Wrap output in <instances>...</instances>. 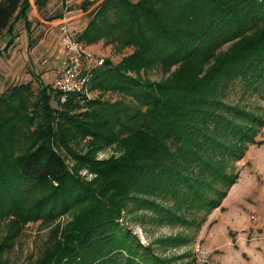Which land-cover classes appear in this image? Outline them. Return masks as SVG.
Masks as SVG:
<instances>
[{"label": "trees", "instance_id": "16d2710c", "mask_svg": "<svg viewBox=\"0 0 264 264\" xmlns=\"http://www.w3.org/2000/svg\"><path fill=\"white\" fill-rule=\"evenodd\" d=\"M29 6L0 0V34L18 19L28 25ZM90 6L77 38L133 49L94 69L91 85L130 94L146 109L90 99L72 113L84 94L60 103L56 93L54 107L51 87L30 83L0 93V223L9 218L0 264L25 224L38 220L53 226L30 264H167L121 223L125 213L146 208L159 221L191 223L182 206L205 214L219 206L237 179L234 159L248 142L262 143L264 117L230 99L264 100V0L82 3ZM149 65L173 70L159 82L128 74ZM112 145L117 154L96 158ZM67 213L70 220L55 222Z\"/></svg>", "mask_w": 264, "mask_h": 264}, {"label": "rangeland", "instance_id": "374dc122", "mask_svg": "<svg viewBox=\"0 0 264 264\" xmlns=\"http://www.w3.org/2000/svg\"><path fill=\"white\" fill-rule=\"evenodd\" d=\"M84 1L68 0V3L61 4L60 0H29L30 6L27 13L31 15L34 22V27L28 29L30 36L33 35L29 48L31 61L28 63V69L32 73L31 86L35 91L40 89L37 81L43 75L42 81L51 87L49 92L51 104L54 107L58 106V101L52 89L51 80L61 65V46L57 37L53 35L56 25L46 24L41 19L47 21L54 18H71L70 23L78 33L89 20V11L92 9L90 6L84 10L82 7ZM17 21L21 22L16 29L22 31L23 21L18 19L13 23ZM45 32L47 40L53 44V47L49 46V50L46 46L39 44L40 38L45 37ZM99 42L103 45H98L99 56L94 58L96 61L103 60L99 67H103L106 61L113 65L117 64L133 50L126 48L116 52L111 45ZM87 45L85 44L86 47ZM87 49L90 51L88 47ZM90 68L92 67L86 70ZM172 70L173 67L166 72V68L162 66L149 65L141 69L138 74L136 72H128V74L141 82L145 79L159 82ZM11 87L12 83L8 82L3 90L6 91ZM81 94H84L85 99H82L83 96H77L76 100L82 108L72 113L84 111L87 106L86 100L90 99H99L108 103L121 102L138 109L139 114H143L146 109L133 96L120 90L99 89L98 86L88 85L85 93ZM231 97L232 102L239 101L237 103L240 107L264 117V100L251 94L241 97L237 93ZM256 139L262 143L248 142L244 152L239 158L234 159L231 170L237 174V179L230 186L219 206L208 213L205 214L206 210L198 206L190 205L188 210L182 206L179 212L183 213L191 223L170 224L156 219V214L149 209L141 208L137 210L136 215L125 213L121 223L129 228L142 245L148 246L151 252L167 264H264V125L256 135ZM82 146L80 142L72 147L79 150ZM114 149V145L107 146L98 151L96 158L106 159L117 154ZM62 151L71 164L70 155L65 149ZM80 173L85 175L86 179L91 177L86 170ZM40 194L41 191L35 190L29 193L28 197L33 199ZM70 219L71 213H67L55 222H66ZM4 222L0 223V242L6 234L9 218ZM52 226L51 222L44 223L40 220L25 224L15 238L12 248L5 250L1 264H30L36 260L46 246Z\"/></svg>", "mask_w": 264, "mask_h": 264}, {"label": "crops", "instance_id": "0c3cea01", "mask_svg": "<svg viewBox=\"0 0 264 264\" xmlns=\"http://www.w3.org/2000/svg\"><path fill=\"white\" fill-rule=\"evenodd\" d=\"M60 19L54 18L47 21L41 19V21H43L46 24L56 25L54 28L53 35L57 37L58 43H59V39L57 32V24ZM27 21L29 23L28 25H26L24 21L22 22L21 28H24L22 31H17L16 27L21 22V21H17L13 23L11 27V31L3 30L2 33L0 34V93H2L4 91L3 89L7 87L8 82L12 83V86L18 84H25V83L31 84L32 82L31 80L32 73L30 69H28V63H30L31 61V56L29 55L30 54L29 48L30 45L32 44L33 35L30 36L31 33L28 29L29 28L32 29L34 27V22L32 21L31 15L29 13H27ZM74 29L75 32L77 33V29L76 28ZM98 43L87 45V47L92 52L94 58H96L95 56H99L98 45L101 46L103 45L101 42ZM39 44L46 46L48 50H49V46L53 47V44L49 43V40H47L46 32H45V37L43 36L40 38ZM60 52L62 54V58L60 62L61 64L65 56L62 46ZM94 58L87 64V68L92 67L87 71L89 74L88 85L92 84L91 82L92 71L94 69H97L99 65H101V64H97ZM42 78L43 75L40 76V78H38L37 81L38 86H49L48 84L47 85L45 84V81H42L43 80ZM98 88L101 89L100 87Z\"/></svg>", "mask_w": 264, "mask_h": 264}, {"label": "built area", "instance_id": "2783aa9c", "mask_svg": "<svg viewBox=\"0 0 264 264\" xmlns=\"http://www.w3.org/2000/svg\"><path fill=\"white\" fill-rule=\"evenodd\" d=\"M68 0H60L61 4ZM59 43L64 50V58L52 80L51 86L58 94L59 102L64 103L69 94L85 93L89 81L87 64L94 58L91 51L77 38L70 19L63 17L58 21ZM103 60L96 61L102 64Z\"/></svg>", "mask_w": 264, "mask_h": 264}]
</instances>
